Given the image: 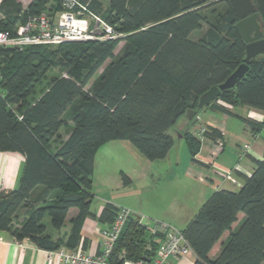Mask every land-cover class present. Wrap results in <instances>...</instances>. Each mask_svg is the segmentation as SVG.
Masks as SVG:
<instances>
[{
  "label": "trees",
  "instance_id": "obj_1",
  "mask_svg": "<svg viewBox=\"0 0 264 264\" xmlns=\"http://www.w3.org/2000/svg\"><path fill=\"white\" fill-rule=\"evenodd\" d=\"M79 1L125 34L117 54L121 39L21 50L0 46V151L25 156L19 186L0 192V231L43 250L87 247L86 240L81 244V229L94 215L92 175L101 145L129 140L147 159H163L174 144L169 130L246 56L229 0ZM48 2L31 0L23 6L19 0H0V30L43 13ZM253 2L264 27V0ZM204 26L200 36L191 38ZM57 64L65 74L52 79L34 100L36 85ZM249 66L234 87L209 104L212 108L231 114L228 105H246L264 112V53ZM242 120L253 133L264 130V120ZM64 127H69L66 139ZM207 128L204 136H223L221 130ZM184 138L196 160L202 139L190 130ZM253 160L256 167L238 190L214 191L182 230L195 264H264V155ZM72 207L78 212L66 232ZM118 210L106 203L99 220L110 224ZM161 237L132 212L110 261L150 259Z\"/></svg>",
  "mask_w": 264,
  "mask_h": 264
},
{
  "label": "crops",
  "instance_id": "obj_2",
  "mask_svg": "<svg viewBox=\"0 0 264 264\" xmlns=\"http://www.w3.org/2000/svg\"><path fill=\"white\" fill-rule=\"evenodd\" d=\"M221 103V102H219ZM239 106H244L247 108L246 115L243 116L235 112V109ZM228 109L231 111V114L219 111L217 109L212 108L208 105L205 108H202L198 111L197 118L198 121L192 125L189 130L194 132L201 126L206 127H214L223 132V140H224V151L226 150L227 142L225 141L224 133L227 131V124L230 116L236 115L239 116L241 119L243 117L252 118L258 121L264 120V112L255 110L251 107L246 105H238L235 107L227 106ZM181 122L179 127L177 126L178 123ZM199 124L197 125V123ZM190 122H188L185 117H182L177 124L169 130V133L174 138L173 147L170 149L166 157L159 160H149L147 159L136 147L135 145L130 142L129 140H112L109 142L104 143L99 147L95 155L94 161V171L92 175V193L93 198L91 200L90 208L93 216H88L81 229V235L83 241H87V247L85 250L96 253L102 247V234L101 231L104 227L108 224L103 223L99 220V216L105 206L106 203H112L118 207L124 206L123 204H119L114 199L100 197H96L97 193L100 195H104V192H99L102 189H109L111 191L113 188H120L123 187L124 184V177H128L130 182L132 183L134 179H141L147 187L153 185V179H155L156 175L160 178L163 173H170V175L177 174L179 177L181 176L180 173H184L186 176L201 182L203 185L199 186L193 183L192 185L195 186L194 189L197 192V198L195 199L194 204H189L187 201L179 200L178 192L177 194H173L170 200L181 204L182 207L181 211V228L180 230H184L187 224L194 218L197 214L201 206L204 202L210 197V195L220 189H229L233 190L230 186H235L238 189L241 187L244 181L245 176H250L254 171L256 164L253 160L254 159H262L264 155V136H262L261 131L258 133H253L252 130L247 126V130H249L250 135L252 136L251 141L245 142L243 145H249V151L245 153L246 160H242L244 155L239 156L237 162L231 163L228 161V156L223 152V150L216 156L212 153L215 150L214 139L210 137H204L202 140V146L200 152L195 156L196 160H193L191 151L187 144L186 139L184 138V134L186 133ZM246 124V123H245ZM179 134V136L177 135ZM68 136V135H67ZM63 137V139H66ZM178 139V140H177ZM179 139H184L188 151H185V158H182V144L178 143V147H176L177 142ZM240 146L241 144L238 143ZM177 148V151H175ZM141 155H139V153ZM243 153V154H244ZM189 154L191 158L189 160ZM230 155V153H229ZM232 155V154H231ZM243 156V157H242ZM115 159H119L120 161H133L132 163V170L135 172V176L130 174L129 172H125L124 170H120V177L119 179L108 177V171H103L102 168L107 167L110 162H113ZM121 166V164H119ZM25 169V156L18 151H0V192L2 190H11L15 189L19 186L20 179ZM221 169H231L233 170L234 180H228L224 178V175L221 172ZM100 171L102 184L97 186L98 179L96 177L97 171ZM183 174V175H184ZM237 189V190H238ZM194 191V192H195ZM107 192V191H105ZM189 193V191H188ZM158 200H163V203L159 205V203H151L148 202V210L143 209L142 207H132L129 208L134 214H141L143 217H153L156 218L157 222L167 223L176 228L173 224L169 223L168 220H165L163 214L165 211L171 210L172 206L166 203L165 194H158ZM98 198V199H96ZM182 198H185L183 195ZM78 212L77 207H72L69 209L67 219L65 222L64 231H69L70 229V219L76 215ZM162 213V214H161ZM161 215V216H160ZM163 216V217H162ZM148 226L151 231L154 226L145 224ZM157 239V238H156ZM79 248H82L80 245ZM83 249V248H82ZM196 255L194 252L187 256H180V257H170L165 264H195ZM0 264H67L60 262L58 259L47 260L46 251L38 248L34 243L31 241L24 239L23 241L17 242L14 240L13 235L7 231H0Z\"/></svg>",
  "mask_w": 264,
  "mask_h": 264
},
{
  "label": "built area",
  "instance_id": "obj_3",
  "mask_svg": "<svg viewBox=\"0 0 264 264\" xmlns=\"http://www.w3.org/2000/svg\"><path fill=\"white\" fill-rule=\"evenodd\" d=\"M30 1L28 0L24 6ZM124 36V33L88 10L79 0H62V9L55 14L43 12L30 17L25 22L18 23L11 30H0V46L21 50L28 45H57L71 41H107L123 39ZM207 131L206 126H201L194 133L203 140ZM224 144L223 136L217 137L214 140L215 150L212 154L216 156L221 152ZM249 149V145H243L244 152L247 153ZM221 172L225 179L234 180L233 170L221 169ZM131 213L129 208L119 207L113 222L101 231L103 240L98 252L92 253L82 248L45 250L47 260L58 259L67 264H116L110 261V255ZM152 231L162 233L154 255L150 259H126L121 264H165L170 257L187 256L193 252L182 230L159 222L155 224Z\"/></svg>",
  "mask_w": 264,
  "mask_h": 264
},
{
  "label": "rangeland",
  "instance_id": "obj_4",
  "mask_svg": "<svg viewBox=\"0 0 264 264\" xmlns=\"http://www.w3.org/2000/svg\"><path fill=\"white\" fill-rule=\"evenodd\" d=\"M20 3L24 6L26 4V2L28 0H19ZM104 3H108V0H103ZM60 10V1L59 0H49L48 2V7L47 10H45L44 12L49 13V14H55ZM22 23V22H19ZM206 28V26H204L202 29L196 30L191 34V38L195 39L198 36H200L202 34V32L204 31V29ZM79 42V44H82L84 41H77ZM82 42V43H81ZM125 44L124 39H121L119 41V43L117 44L115 53L117 54L123 47V45ZM101 70H99V72H101ZM64 71L62 70V68L60 67V65H56L50 69L47 70V72L45 73L44 77L42 78V81L36 85L34 92H33V99H37L42 93L43 91L47 88V86L49 85V83L51 82L52 79H54L55 77L64 75ZM94 79V77L92 78V80ZM92 80L89 82V84L87 85V87L90 86V84L92 83ZM246 111L247 108L244 106H239L235 109V112H237L238 114H241L243 116L246 115ZM181 122L178 123V127ZM199 124V122L197 123V125ZM69 132V127H64L61 130V134L63 137H66L68 135ZM262 136H264V130L261 131ZM179 136V134H177ZM224 139L227 142L226 146V150L223 152L226 154V156H228V161L231 163L237 162L238 159L240 158L239 156L244 155V158L242 160L247 161L246 160V155L243 151V144L247 141H251L252 140V136L250 135L249 130H247V126L245 124V122L236 115H232L230 116V119L228 120V124H227V131L226 133H224ZM178 140V139H177ZM179 141L181 142H177L176 147H178V143L182 144V158H185V151H188L187 148V144L185 142L184 139H179ZM238 143H240L241 145L239 146ZM175 151H177V148H175ZM139 155L140 152H138ZM220 153V152H219ZM217 153V155L219 154ZM230 153V155H229ZM244 153V154H243ZM232 154V155H231ZM243 157V156H242ZM189 160L192 159L191 155L189 154ZM111 164H108L107 167L102 168L103 171H108V177L111 178H116L119 179L120 177V170H124L125 172H129L130 174H133V176H135V172L132 170V163L133 161H120L119 159H115L113 162H110ZM121 164V166L119 165ZM121 168V169H120ZM181 176L179 177V175L174 174L170 175V173H163V175L160 176V178L155 177V179H153V185H151L150 187H147L145 185V183L141 180V179H134L132 183H128V184H124L123 187L120 188H113L111 191H108L109 189H102L99 192H104V195H100L99 193H97L96 199L101 200L100 197L104 196L105 198H111L112 200L114 199L115 201H117L119 204H123L129 208L132 207H142L145 210H148V202H155V203H159V205H161L163 203V200H158L157 197L158 194H165V198L168 199L166 200V203L170 204L172 206L171 210L165 211L163 214L165 215V217H163L165 220H168L169 223L173 224L174 226H176V228H181V211H182V207L180 202L179 204L177 202H174L172 200H170L173 196V194H177L178 192V197L179 200L181 201H187V203H191L194 204L195 203V199L197 198V192L194 190L196 189L195 186H193L192 184L195 183L196 185L202 186L203 184L201 182L198 181L199 176L197 177V180L195 181L194 179L186 176L184 173V175L182 173H180ZM96 177L98 179V184L97 186H99L100 184H102L101 179H99L102 175L100 173V171L98 170L97 173L95 174ZM233 190H237L238 188L235 186H230ZM107 191V192H105ZM189 191V193H188ZM195 191V192H194ZM183 195L185 196V198H182ZM161 198V197H159ZM173 200L175 198H172ZM162 214V213H161ZM141 215V214H140ZM161 216V215H160ZM146 217V216H145ZM148 219V221L150 222L151 226H154L156 224V218L153 217H146Z\"/></svg>",
  "mask_w": 264,
  "mask_h": 264
},
{
  "label": "water",
  "instance_id": "obj_5",
  "mask_svg": "<svg viewBox=\"0 0 264 264\" xmlns=\"http://www.w3.org/2000/svg\"><path fill=\"white\" fill-rule=\"evenodd\" d=\"M229 3L238 16L235 26L246 43V56L223 83L212 86L200 97L197 109L186 111L184 117L190 122L187 130L198 121V111L209 105L223 90L234 87L248 72L250 61L264 53V27L260 12L253 0H229ZM136 217L143 224L149 223L148 219L140 214H136Z\"/></svg>",
  "mask_w": 264,
  "mask_h": 264
}]
</instances>
